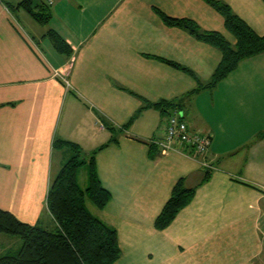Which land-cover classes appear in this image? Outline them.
Returning <instances> with one entry per match:
<instances>
[{
    "label": "crops",
    "instance_id": "1",
    "mask_svg": "<svg viewBox=\"0 0 264 264\" xmlns=\"http://www.w3.org/2000/svg\"><path fill=\"white\" fill-rule=\"evenodd\" d=\"M20 1L0 0V208L54 227L46 196L64 150L53 148L54 139L85 152L108 142L95 165L111 198L90 211L116 229L113 264H264V52L200 86L220 49L160 14L234 44L205 0H47L51 17L42 25ZM219 1L264 35V0ZM48 29L71 53L54 48ZM165 102L190 130L211 136L206 154L151 145L163 138L167 116L152 104ZM180 178L196 186L194 196L157 230L154 220Z\"/></svg>",
    "mask_w": 264,
    "mask_h": 264
},
{
    "label": "trees",
    "instance_id": "2",
    "mask_svg": "<svg viewBox=\"0 0 264 264\" xmlns=\"http://www.w3.org/2000/svg\"><path fill=\"white\" fill-rule=\"evenodd\" d=\"M205 1L223 16L225 28L235 38L234 44H230L218 32L200 29L189 19L171 18L163 14L160 16L165 24L180 27L195 38L220 49L222 56L219 64L209 81L204 85L200 84L214 86L234 70L242 59L264 52V35L256 34L227 4L219 0ZM18 7L25 9L41 25L46 24L51 17L49 5L44 1L21 0ZM46 36L57 51L71 53L69 45L56 31L48 29ZM180 67L188 71L187 68ZM160 104L167 114L174 106L167 102L152 105ZM112 140H116V137L112 136L109 142ZM107 144L105 142L85 152L75 142L54 139L55 150L64 149L70 153L52 177L47 191V209L55 225L45 228L23 222L12 212L0 208V232L16 235L21 240L17 249L0 254V264H113L117 260L120 249L116 229L94 215L87 205L90 203L100 210L111 198L110 192L98 178L95 165L96 152ZM81 168L86 170L85 186H81L78 180ZM207 178L208 171L201 182ZM195 190L196 186L188 187L184 179L180 178L156 216L154 228H166L179 210L190 202Z\"/></svg>",
    "mask_w": 264,
    "mask_h": 264
},
{
    "label": "built area",
    "instance_id": "3",
    "mask_svg": "<svg viewBox=\"0 0 264 264\" xmlns=\"http://www.w3.org/2000/svg\"><path fill=\"white\" fill-rule=\"evenodd\" d=\"M68 85V82L66 81ZM164 136L159 140H150V143L159 146L164 150H172L175 144L189 147L196 155L206 154V150L210 144L211 136L198 130H190L186 120L181 112L176 108H171L165 118ZM205 166L208 163L205 161ZM262 217L264 218V206L262 209ZM264 245V235L262 237Z\"/></svg>",
    "mask_w": 264,
    "mask_h": 264
},
{
    "label": "rangeland",
    "instance_id": "4",
    "mask_svg": "<svg viewBox=\"0 0 264 264\" xmlns=\"http://www.w3.org/2000/svg\"><path fill=\"white\" fill-rule=\"evenodd\" d=\"M36 2L44 1L47 2V0H34ZM8 5V3H6ZM9 6V5H8ZM9 8L14 12V10L9 6ZM23 10V8L21 7ZM37 39V38H36ZM59 157L62 158V162H64L69 157V151L68 150H62L58 153ZM78 180L81 186H85L87 182V175L85 168H81L79 170ZM90 210L93 209V207L90 205V203H87ZM21 243V240L16 235L6 234L3 232H0V251L2 249H8L9 247H12V250H15L19 244ZM3 251V250H2Z\"/></svg>",
    "mask_w": 264,
    "mask_h": 264
}]
</instances>
